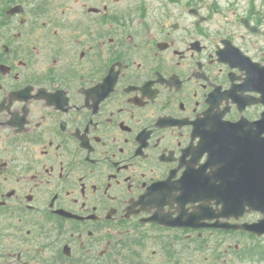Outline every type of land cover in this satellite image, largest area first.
I'll use <instances>...</instances> for the list:
<instances>
[{"label": "flooded vegetation", "instance_id": "1", "mask_svg": "<svg viewBox=\"0 0 264 264\" xmlns=\"http://www.w3.org/2000/svg\"><path fill=\"white\" fill-rule=\"evenodd\" d=\"M2 1L0 264H186L216 228L160 223H216L192 189L214 120L264 112V0Z\"/></svg>", "mask_w": 264, "mask_h": 264}, {"label": "water", "instance_id": "2", "mask_svg": "<svg viewBox=\"0 0 264 264\" xmlns=\"http://www.w3.org/2000/svg\"><path fill=\"white\" fill-rule=\"evenodd\" d=\"M214 123L219 127L226 126L216 134L215 141L205 147V150L210 152L211 161H222L226 164V169H223L222 173H224L223 177L228 178H222L220 180L226 179V182H220L226 184L223 186V191L226 190L229 195H224L219 200L223 202L220 215L231 214L239 217L246 211L252 210H259L264 215V136H260L264 133V114L258 122L250 123V128L246 131L236 125L246 124L244 120L233 123L215 119ZM257 124L260 127L259 137L246 133L257 131L253 129ZM203 183L202 181V188ZM214 225L226 228L242 227L259 235L264 233V218L255 223H215Z\"/></svg>", "mask_w": 264, "mask_h": 264}, {"label": "rangeland", "instance_id": "3", "mask_svg": "<svg viewBox=\"0 0 264 264\" xmlns=\"http://www.w3.org/2000/svg\"><path fill=\"white\" fill-rule=\"evenodd\" d=\"M26 1L33 4L34 0H24V2ZM2 2L0 0L1 6H3ZM9 2L10 0H8ZM258 216L256 213L250 214L247 219L257 220ZM7 240H11V238L7 237ZM189 247L190 245L185 248ZM188 256L190 261L186 264H264V236L256 239L255 237L217 231L213 241L208 244L207 240L200 253H196L195 256L188 254Z\"/></svg>", "mask_w": 264, "mask_h": 264}]
</instances>
